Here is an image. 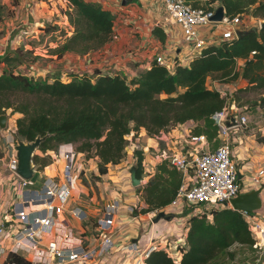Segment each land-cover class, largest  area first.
Returning <instances> with one entry per match:
<instances>
[{
	"label": "trees",
	"instance_id": "trees-1",
	"mask_svg": "<svg viewBox=\"0 0 264 264\" xmlns=\"http://www.w3.org/2000/svg\"><path fill=\"white\" fill-rule=\"evenodd\" d=\"M66 1L71 8L67 17L72 32L56 49V55L84 54L111 39L115 16L110 10L85 0ZM214 1L223 7L226 16L249 12L264 21V0H208V3ZM193 6H198L197 0ZM154 31L158 32L156 28ZM17 32L11 37L17 36ZM159 34L163 39V34ZM21 51L17 48L0 54V114L10 109L20 140L31 142L42 138L37 150L44 155L62 143H79L77 150L93 151L98 158L99 174H105L108 165L125 157L130 137H135L141 128L148 136H154L168 127L191 121L195 123L191 135H204L210 148H217L220 139L212 115L223 107L224 100L207 87L208 77L223 84L241 77L247 81L241 91L264 88V25L248 29L239 38L207 46L199 56L187 63H177L170 70L153 63L150 69L130 78L118 74L91 77L84 73L65 81L48 74L26 75L17 70L28 55L24 53L27 51ZM10 63L14 67H2ZM12 95L22 98L14 102L10 99ZM49 156L34 154L35 169L41 171L50 164ZM144 159L142 150L135 149L138 178L142 177ZM180 185L177 170L166 161L158 164L157 172L137 188L144 203L139 214L167 206ZM254 244L241 211L222 207L212 211L210 219L205 215L189 218L185 245L176 249L170 246L172 251H180L179 257L158 247L150 251L144 263L212 264L223 253L232 259L234 254L228 251L234 245ZM4 262L30 264L14 253H8Z\"/></svg>",
	"mask_w": 264,
	"mask_h": 264
},
{
	"label": "built area",
	"instance_id": "built-area-1",
	"mask_svg": "<svg viewBox=\"0 0 264 264\" xmlns=\"http://www.w3.org/2000/svg\"><path fill=\"white\" fill-rule=\"evenodd\" d=\"M193 1L195 0H162L163 20L180 27L185 52L176 58L166 55V52L159 53L154 56L153 63L170 70L182 60H191L199 56L207 46L218 45L223 40L237 38V31L260 28L263 21L255 17L257 20L251 24L249 22L252 21V18L247 20L243 14L233 17L223 14L220 21H213L211 17L220 6L219 3L197 0L198 6H193ZM208 26L215 28L218 32L216 36L209 37L206 32L202 31ZM31 35V29L25 27L18 30L15 38ZM254 53L255 51L251 52L252 55ZM153 63L147 65L143 71L150 69ZM209 88L216 91L219 97L224 100L223 107L212 115L218 128V137L224 139L228 135V131L233 128L244 130L249 122L248 117L240 108L233 109L230 106V99L235 88L229 83H218ZM231 118H234L235 125L226 126L225 122L230 121ZM9 120H7L6 127L1 129L5 135V147L10 152L5 160L6 169L12 174L7 188L8 192L18 190L20 196L17 200L15 199L17 196L10 200V204L4 210L6 214L3 215V221L0 220V253L19 254L30 264L106 262L115 247L113 227L119 208L118 198L113 197L103 204L101 216L95 225L98 237L96 243L87 244L82 239L75 237L73 229L64 223L63 216L68 211L73 217L84 218L82 208L71 205L70 200L75 188V181L81 176L89 177V166L78 162V153L73 143H62L52 151L53 162L58 163L59 168H52L50 176L42 177L40 175L41 181L38 183L37 179L32 181L21 178L16 173L17 158L15 155V145L19 139L16 137L14 123L10 126L11 120ZM155 137L162 141L167 138V133L160 131ZM186 141L189 143L187 150L168 152L165 148H160L154 153L145 152L147 157L145 156L142 163L141 182L144 180V184L155 174L157 165L163 161H166L170 168L177 170L181 176V185L171 203L160 210L145 213L150 224L153 223L152 218L159 211L171 213L172 217L173 213H182V218H180L181 235L174 240L172 246L175 249L185 245L188 220L192 215H205L210 219L212 211L222 207L231 208L229 201L243 192V186L239 182L237 169L231 159V151L226 141L215 149L206 147L208 142L204 135L195 136L189 133ZM127 146L131 152H134L135 149L141 150L134 144L130 145L131 148L129 144ZM128 148L126 147V153L127 150L129 152ZM131 152L130 155L133 156ZM124 159L125 157L122 160ZM1 160L0 158V162ZM59 162L62 163L61 166ZM263 175L264 169H259L249 178L247 186L263 189L261 181ZM144 184L140 186L142 187ZM262 194L264 195V193ZM140 201L139 199V203ZM132 209L134 207L129 208L131 213ZM135 209L139 214L141 206L136 205ZM178 209H180L179 212ZM257 212L241 211L258 253L253 264H258L261 255L264 254V216L263 219L258 218ZM11 218L14 220L13 222ZM158 247L169 250L174 257L180 256V251H172L168 244H151L144 251L138 252L137 241H127L121 245L120 251L135 254V264H145L144 259L150 251ZM1 264L19 263L3 261Z\"/></svg>",
	"mask_w": 264,
	"mask_h": 264
},
{
	"label": "crops",
	"instance_id": "crops-1",
	"mask_svg": "<svg viewBox=\"0 0 264 264\" xmlns=\"http://www.w3.org/2000/svg\"><path fill=\"white\" fill-rule=\"evenodd\" d=\"M60 1L61 0H58V2ZM85 1L98 3L114 14L115 19L111 39L100 48L84 54L65 52L60 56L31 55L33 59L30 61H25V59H22L23 61L17 67L19 72L26 75L48 74V76L51 78L58 76L60 79L65 81L70 80L74 76L78 77L84 73L91 77H97L101 74H118L120 76L130 75V77H133L139 72L143 71L147 65L153 63L154 56L159 53L166 52V55L175 58L184 54L185 47L183 46L182 42L181 29L177 24L168 23L163 20L164 9L162 0H127V2L124 4L122 3L123 0ZM61 2L67 4V1ZM23 8L26 17L24 20H22V24L26 28L32 30L34 35L30 37L36 39L39 32H45L44 23L46 21H44V18H46L49 10L47 7H45V2L43 0H27L25 1ZM16 11L18 12L19 9ZM21 18H23V15H21L20 19ZM5 23L6 25H9V21ZM155 28L158 30V32L154 31ZM207 29H209V37H214L216 36V33H218L212 26L203 28L202 31L205 32ZM159 33L163 34V39L160 38ZM31 38H29V40H32ZM5 40V45L3 44V41L0 43V54L5 51L11 53L17 49V39L15 36L11 37L9 33ZM27 49H34L37 51L35 45L31 46V44L25 46L23 51H27ZM27 56L28 55H26V57ZM188 61L189 60H182L181 63H187ZM241 63L242 62L239 61V64ZM218 83L221 82H219L217 79H213L212 77H208L206 81L207 87ZM229 84L235 88L234 92H236L238 88L240 90L246 87L247 81L241 77H238ZM240 109L248 117L249 122L246 128L242 131L236 128L230 129L228 131V135L224 139H219L220 144H222L224 141L228 143L231 151V159L235 163L237 173L239 175V182L244 187L242 191L247 192L252 189H258L248 187V179L259 169H264V106L254 105V108L251 110H248L247 107L241 106ZM251 122H253L254 125H252ZM192 123L194 122L186 121L184 123L168 127L167 130L162 131L167 133V138L162 141L156 139L155 135L148 136L145 129L141 128L136 133L135 137H131L129 147L131 148L130 145L133 144L137 145L138 147H147L150 153H154L160 148H165L168 152H183L189 147V143H187L186 140L187 134L191 132V129L195 125V123ZM9 124L12 126L13 122L10 121ZM4 139L5 135L0 129V158L2 159L0 162L1 206L5 204V200L9 199V195L7 194V183L12 178V174L6 169L5 166V160L8 158L10 152L5 147ZM206 147L211 149L209 145H206ZM141 150L147 157L145 151L143 149ZM76 151L79 155L78 162H82L89 166V177L91 179L95 178V180L94 184H91L88 180V177L84 178V183L79 182L80 178L77 179L75 181V188L73 192L76 189H81L83 193L89 194L91 191L93 192L94 199H98L102 202V204H104L109 200L105 194L106 190L110 189V187L117 188L119 190L121 189V185L125 183H129V185L133 187L130 182L129 168L134 165V152H131L130 149L129 151L133 153V156H131L130 152L127 150V156H125V159L121 160L117 164L108 165V173L104 175L96 174L98 158L94 155L93 151L81 152L77 150V148ZM51 165L52 164H50V166ZM44 173L45 171L43 169L42 172H40V175L43 177ZM113 174H115V176H113ZM120 178L122 180H120ZM107 184H110V186H107ZM136 191L138 192V189H136ZM262 193H264V188L262 189ZM114 197L118 198L117 196ZM138 198L141 200L140 204L144 206L142 197L139 195ZM87 200L91 201V198H88ZM118 200L119 211L121 199L118 198ZM80 201L84 200H80V197L76 198V196L72 195L70 204L81 207L84 213V218L78 219L66 211L64 213L63 220L64 223L68 225L69 222L67 219H70L75 237L85 241L80 235L81 233H86L91 227L89 225H86V227L83 226L82 221L86 223L89 221L92 223L94 221L96 223L98 218L101 216L103 205L101 204L97 207H82ZM130 207L131 206L127 207L128 213L130 212ZM123 210L126 211V209H122V211ZM179 210L180 209L177 211L179 212ZM139 215L140 214H138V216ZM181 215V212L173 213V217L165 221L164 225L168 228L167 237L157 241L156 245L168 244L169 248L171 245H173L174 240L179 236L178 229L180 228V218H182ZM257 215L258 218L263 219L264 215L261 212H257ZM138 216H131V218L126 221V224L115 227L118 219L117 212V217L114 224L115 228L113 227L115 247L110 253L106 262L101 261L97 264H107V262L108 264H135L136 255L133 253L120 251L121 245L127 241H137L138 252H142L149 245L154 244L151 242V240H154L152 232L149 239L140 238L137 240L135 239L134 235H132L131 231L133 230L127 225L129 222H135ZM88 217L89 219H87ZM151 225L152 231H155L156 225L154 223ZM124 226L125 230L121 231L122 227ZM130 235H132L134 238H130ZM97 240L98 237L94 238L92 242H85L87 244H93L96 243ZM5 258L6 255L4 253H0V264Z\"/></svg>",
	"mask_w": 264,
	"mask_h": 264
},
{
	"label": "rangeland",
	"instance_id": "rangeland-1",
	"mask_svg": "<svg viewBox=\"0 0 264 264\" xmlns=\"http://www.w3.org/2000/svg\"><path fill=\"white\" fill-rule=\"evenodd\" d=\"M25 1H27V0H25ZM25 1L24 0H0V11H1L0 12V43H1V41H3V44L5 45V43H6L5 39L9 33L11 36L13 33H16L17 30L25 28V26H23V24H22L23 23L22 20H24L26 17V14H25V11L23 8ZM43 1L45 2V7H47V9L49 10V12L46 15V18H44V21H46L44 23L45 32H39L37 34L36 39L31 38L32 35H34L33 33L31 35V37L30 36H20V38L17 39V48H20L22 51H23V48H25V46H27L28 44L29 45L31 44V46L35 45V47L37 48L36 49L37 51H35L34 49H32V50L27 49V52L23 51L25 54L26 53L28 54V56L24 58L25 61L32 60L33 58L31 55H56V49H58L60 47V45L65 41V38L67 36H69L72 32V27L69 25L68 17H67V12L71 9L68 5V2L66 4L64 2H61L62 0L60 2H58V0H43ZM18 9H19V11L17 12L16 10H18ZM21 15H23V18L20 19ZM243 17H245L247 20L251 17L252 21L249 22L251 24H254L255 20H257V19H255V17L251 16L249 12L243 13ZM7 21H9V25H6L5 22H7ZM208 30L209 29L205 30V32L208 35H210ZM31 32H32V30H31ZM29 38H31L32 40H29ZM20 55H23V53H20ZM45 58H47V57H45ZM2 67L12 68V67H14V65H13V63H10V64L5 65V66L2 65ZM125 77L128 78V77H130V75L129 76L127 75ZM21 98H22V95L10 96V99L14 102L19 101ZM263 99H264V88L256 89V90H248V91H241V89L239 90V88H238V90H236V92L233 93V96L230 99V106L233 109H236V108L239 109V108H241V106H244V107H247L248 110H251L254 108V105L264 106ZM31 100L33 101V99H31ZM4 114H6L8 116V119H10L13 122L14 117H12L10 115V109L6 110V112ZM251 124L254 125L253 122H251ZM16 137L18 138V136H16ZM18 139H21V138L19 137ZM130 139H131V137H130ZM78 145H79V143L74 144L75 148H77ZM57 147H56V149H57ZM140 148L143 149L145 152L149 153L147 147H140ZM35 154H38L40 156L50 155L49 156L50 164H52V162L54 161V158L51 157L52 151H49L48 154L44 155L41 151L36 150ZM152 159H154V158L152 157ZM77 160H79V155L77 156ZM55 162H58V161L55 160ZM59 163L61 166L62 163L61 162H59ZM50 164H48L47 166L44 167V171H45L44 175L50 176L52 168H56V167L59 168L58 163L53 162V165H51V166H50ZM41 172H42V170H41ZM107 173H108V171L105 174H107ZM96 174H99L98 170H96ZM101 175H104V174H101ZM113 176H115V174H113ZM84 178H85L84 176L83 177L81 176L79 179V182L84 183ZM88 180L90 181L91 184H94L95 178L91 179L90 177H88ZM120 180H122V179L120 178ZM40 181H41V176L39 175L37 178V183ZM261 181H262V183H264L263 177H262ZM141 184H144V180L141 182ZM108 185L110 186V184H107V186ZM77 188H79V187H77ZM135 188L137 189L138 187H135ZM135 188L131 187L129 185V183H125V184L121 185V189H119V190L117 188H111V187H110V189L106 190L105 195L107 198H109V200L114 196H117L119 199H121L120 200V209L118 211V219H117L115 227L122 226V225L126 224V221H128L131 218L132 213L127 212L128 206L135 208L136 205H139L142 208V205L139 203V198H138L139 193L136 191ZM7 194L9 195V199L4 201L5 204L3 206L0 205V220L1 221H3V215L6 214V212H4V210H6L8 205L10 204V200L12 198H15V196H17L15 198L17 200V198L20 196V195H18L19 194L18 190L17 191L10 190ZM72 195L76 196V198L80 197V200H84V201H80L82 207H84V206L97 207V206L102 204V202L99 201L98 199H94L93 192H91V191L88 194V193H83V191L81 189H79V190L76 189L74 192H72ZM88 198H91V201H88L87 200ZM261 199H262L261 207L256 211L264 214V199L262 196H261ZM122 209H126V211L125 210L122 211ZM87 219H89V217ZM67 220L69 222L68 225L71 228H73L71 226L72 225L71 220L70 219H67ZM11 221L13 222L14 220L11 218ZM165 221H167V220L160 219L157 223H154L156 225L155 231H152V225L149 223L146 215L140 214L137 217L135 222H133V223L129 222V224L127 226L132 228V230H133V231H131L132 235H134L135 239H137V240H139L140 238L149 239L151 232H152V234L154 236V240H151V242L156 244L157 241H160L164 237H167L168 228L164 225ZM82 223H83V226L86 227V225H89L91 228L88 229V231L86 233H84V234L81 233L80 236L87 243L89 241L92 242L94 240V238H97V232L94 229V226L96 225V223L94 221L92 223L90 221L87 223L82 221ZM125 226L122 227L121 231L125 230L124 229ZM180 228L178 229L179 230V236L181 235V229ZM132 235H130V238H134ZM114 238H115V236H113V239ZM228 252L234 254L232 259H230L227 254L223 253L212 264H253L254 260L258 256L257 249H256L255 245L254 246L234 245L230 248V250ZM126 253H129V252L126 251ZM79 264H97V262L96 261H93V262L92 261H90V262L89 261H86V262L81 261ZM258 264H264V254L261 255V259H260V262Z\"/></svg>",
	"mask_w": 264,
	"mask_h": 264
},
{
	"label": "water",
	"instance_id": "water-1",
	"mask_svg": "<svg viewBox=\"0 0 264 264\" xmlns=\"http://www.w3.org/2000/svg\"><path fill=\"white\" fill-rule=\"evenodd\" d=\"M127 0H123V4L126 3ZM224 10L222 6H218L214 15L211 17L213 21H220L223 17ZM264 25V21H262L260 27ZM247 30L237 31L236 35L239 38L242 34L246 33ZM8 120V116L6 114H0V129H4L6 127ZM226 126H233L235 125L234 118H231L230 121L225 122ZM42 138L37 137L35 140L31 142H26L23 140H18L17 144L15 145V155L17 158V166H16V173L24 179H31L35 181L40 172L35 169L34 164L32 162V158L37 150ZM129 177L130 182L133 187H139L141 185V178L136 176V166L132 165L129 168ZM239 177V175H238ZM262 188L252 189L247 192H241L236 197L232 198L229 203L231 208L237 209L239 211H245L247 213H252L258 210L261 207L262 199H264V195L261 193ZM225 205H227L225 203ZM132 216H138V210L132 209ZM172 218L171 213H166L164 211H159L153 218L152 222L157 223L160 219L169 220Z\"/></svg>",
	"mask_w": 264,
	"mask_h": 264
}]
</instances>
